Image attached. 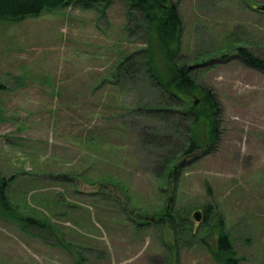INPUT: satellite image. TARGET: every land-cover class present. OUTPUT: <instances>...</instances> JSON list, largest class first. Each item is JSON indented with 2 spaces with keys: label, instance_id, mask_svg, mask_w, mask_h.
I'll return each instance as SVG.
<instances>
[{
  "label": "rangeland",
  "instance_id": "374dc122",
  "mask_svg": "<svg viewBox=\"0 0 264 264\" xmlns=\"http://www.w3.org/2000/svg\"><path fill=\"white\" fill-rule=\"evenodd\" d=\"M172 1L176 62L219 108L214 147L201 122L191 158L186 106L153 113L167 99L145 65L147 23L126 1L0 19V179L11 178L0 264H217L218 219L239 264H261L264 71L237 49L264 58V0ZM167 205L176 234L157 220Z\"/></svg>",
  "mask_w": 264,
  "mask_h": 264
},
{
  "label": "trees",
  "instance_id": "16d2710c",
  "mask_svg": "<svg viewBox=\"0 0 264 264\" xmlns=\"http://www.w3.org/2000/svg\"><path fill=\"white\" fill-rule=\"evenodd\" d=\"M112 0H0V19L8 21H22L28 17H37L44 12L53 11L60 8H66L70 5L80 4L82 7L91 8L95 5H101L105 10ZM129 9L140 12L146 23L148 31V47L145 49V65L147 72L152 79L154 86L157 87L161 96L165 97L166 104L157 103L158 107L153 108V113H164L167 110H177L180 105H185L184 116H188L192 123L188 126L186 145L183 148L182 155L187 158L193 156L196 148H200L199 132L197 126L204 122V139L206 147H214L218 138V129L215 115L219 112L218 104L209 90L201 87L191 76L189 66L185 64L178 65L177 55L180 51L181 18L178 12V4L172 0H124ZM152 36V40H151ZM161 52L162 59L167 68L163 73L157 65L153 46ZM237 56L248 66L259 71H264V58L260 59L253 55L246 47H239ZM2 88V86H0ZM174 106V107H173ZM176 107V108H175ZM163 111V112H162ZM179 113V112H177ZM183 157V158H184ZM167 159H162L166 161ZM172 159H168L169 164ZM160 162V163H161ZM175 167L169 173L174 176L176 166L179 162L173 164ZM172 167V166H170ZM11 178L0 179V209L10 208L5 195L6 188ZM209 209V208H208ZM154 215V214H153ZM137 216L146 219L145 216L137 212ZM156 216V215H155ZM157 220L162 221L174 234L177 227L174 223L177 215H173L171 206H165L162 212L157 215ZM205 225L209 216L208 210L204 211ZM153 218V217H152ZM153 218L151 219L154 221ZM206 220V221H205ZM217 231L216 246L212 254L217 264H239V257L236 256V250L232 240L223 227V222L218 219L215 223Z\"/></svg>",
  "mask_w": 264,
  "mask_h": 264
},
{
  "label": "crops",
  "instance_id": "0c3cea01",
  "mask_svg": "<svg viewBox=\"0 0 264 264\" xmlns=\"http://www.w3.org/2000/svg\"><path fill=\"white\" fill-rule=\"evenodd\" d=\"M258 248H260L259 250H260L261 254H260V260L258 258L257 263L259 262L261 264H264V239L260 242V246ZM257 257H259V256L257 255ZM243 258H245V257H243Z\"/></svg>",
  "mask_w": 264,
  "mask_h": 264
},
{
  "label": "water",
  "instance_id": "95a60500",
  "mask_svg": "<svg viewBox=\"0 0 264 264\" xmlns=\"http://www.w3.org/2000/svg\"><path fill=\"white\" fill-rule=\"evenodd\" d=\"M258 10L261 11V12H264V4L262 5H259L258 7ZM200 211H196L194 214H193V217L196 221H199L200 220Z\"/></svg>",
  "mask_w": 264,
  "mask_h": 264
},
{
  "label": "flooded vegetation",
  "instance_id": "af4514ba",
  "mask_svg": "<svg viewBox=\"0 0 264 264\" xmlns=\"http://www.w3.org/2000/svg\"><path fill=\"white\" fill-rule=\"evenodd\" d=\"M257 11H259V10H257ZM260 12V11H259Z\"/></svg>",
  "mask_w": 264,
  "mask_h": 264
}]
</instances>
